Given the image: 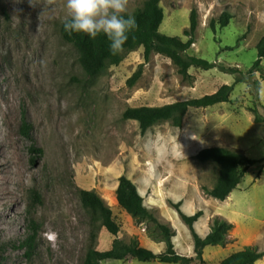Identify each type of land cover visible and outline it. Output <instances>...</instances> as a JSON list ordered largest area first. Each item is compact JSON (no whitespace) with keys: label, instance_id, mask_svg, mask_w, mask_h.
Wrapping results in <instances>:
<instances>
[{"label":"rangeland","instance_id":"374dc122","mask_svg":"<svg viewBox=\"0 0 264 264\" xmlns=\"http://www.w3.org/2000/svg\"><path fill=\"white\" fill-rule=\"evenodd\" d=\"M145 1L129 0L128 12ZM160 5L165 13L160 32L184 40L191 12L197 9L199 24L189 54L215 67H192L187 80L170 58L153 53L146 60L140 47L127 52L120 64L90 76L78 50L63 38L64 0H40L35 7L30 0H0V130L10 132V138L0 140V213H11L9 222L15 227L9 233L0 230V264H84L92 226L80 198L82 189L96 191L111 207L121 226L120 239L136 238L156 253L165 251V242L154 240L149 226L118 204L122 175L136 183L147 207L176 232L178 253L195 255L192 232L173 204L178 202L189 215L203 211L195 224L202 236L217 217L234 225L225 246L205 249L207 261L218 263L246 245L264 251V122H255L250 110L257 102L253 80L264 84L259 72L250 83L236 84L233 102L191 108L181 127L160 122L142 134L135 120L124 118L129 107L162 106L234 84L236 74L221 65L246 74L264 37V0H161ZM225 11L232 18L222 28L219 19ZM138 71L140 76L130 84ZM6 102L12 107L9 125L2 109ZM262 105L258 102L264 116ZM215 146L259 160L224 201L205 191L216 184L218 165L196 157L201 149ZM20 166L26 170L23 176L11 171ZM33 226L38 232L28 256L22 242ZM49 233L56 234L55 244ZM115 238L101 228L97 249H110ZM101 264L166 263L129 256ZM255 264H264V257Z\"/></svg>","mask_w":264,"mask_h":264},{"label":"trees","instance_id":"16d2710c","mask_svg":"<svg viewBox=\"0 0 264 264\" xmlns=\"http://www.w3.org/2000/svg\"><path fill=\"white\" fill-rule=\"evenodd\" d=\"M160 2L161 0H146L143 7L132 13L136 18L138 28L129 35L123 52L116 56L111 55L109 41L103 34L95 40L84 34L73 33L70 36L65 32L62 24L63 38L78 50L82 67L90 76H97L111 65L120 64L127 52L140 47H144L146 60H149L153 53L170 58L178 67L179 73L187 80L192 78L190 74L192 67L203 70L215 67L216 63L189 54L190 48L195 43L199 24L197 9H193L191 12L190 26L184 30V35L188 39L184 40L181 36H170L160 32V26L165 18L164 9ZM231 18V13L225 11L219 19L220 26L222 28L227 26ZM210 26L216 31L215 20L211 21ZM257 49L258 59L246 74L237 67L221 65L222 70L236 74L234 84H224L213 94L176 101L162 106L129 107L124 112V118L135 120L141 133L145 134L151 127L160 122L167 121L176 127H181L191 108H207L220 103L233 102L231 96L236 84L241 82L250 83V79L254 78L257 72H259L261 79H264V64L262 63V59H264V37L257 45ZM139 76L140 71L129 79V83L136 82ZM253 84L256 87L257 102H254L250 110L254 114L255 122L262 123L264 122V116L261 115L258 106V102H260L258 88L261 82L259 79H254ZM262 107L264 108V105ZM24 128L28 130L29 125L25 123ZM196 157L202 162H214L218 165L217 182L211 189L205 187V191L212 197L222 201L226 200L238 187L250 168L259 162V160L250 158L242 151L219 146L203 148L197 153ZM116 194L120 207L138 222L148 225L150 236L156 241L165 242L166 249L163 252L156 253L142 246L136 238L130 242L120 239L118 234L121 226L115 219L111 207L96 191L82 189L80 198L83 206L90 214L92 226L91 243L84 264H101L102 261L108 259L124 260L129 256L143 262L157 261L166 264H255L264 257V251H260L257 246L246 245L242 249L232 252L218 263L207 261L204 257L205 249L209 246H225L229 242L228 238L234 229V225L222 217H217L214 219L209 233L202 236L198 233L195 224L203 216V211L199 210L189 215L181 209L182 202H178L173 204L192 232L195 250L193 256L182 255L176 251L173 242L176 232L170 226L161 222L157 214L147 207L138 186L127 175H122L119 178ZM34 195H37L36 191H34ZM101 228H106L112 235L116 236L112 247L108 250H99L96 247L98 232ZM30 231L31 234L22 242V246L27 249L28 256L34 250L38 229L33 226Z\"/></svg>","mask_w":264,"mask_h":264},{"label":"clouds","instance_id":"9594fccd","mask_svg":"<svg viewBox=\"0 0 264 264\" xmlns=\"http://www.w3.org/2000/svg\"><path fill=\"white\" fill-rule=\"evenodd\" d=\"M52 0H46L51 3ZM35 7L40 0H30ZM129 0H64L66 14L63 20L65 32L87 35L92 40L103 34L109 41V51L116 56L123 52L124 45L138 24L134 15L128 12ZM258 97L264 103V84L258 88ZM55 244V233L47 234Z\"/></svg>","mask_w":264,"mask_h":264},{"label":"bare ground","instance_id":"6f19581e","mask_svg":"<svg viewBox=\"0 0 264 264\" xmlns=\"http://www.w3.org/2000/svg\"><path fill=\"white\" fill-rule=\"evenodd\" d=\"M7 75V74H6ZM0 76H1V73H0ZM0 78H2V77H0ZM5 79V78H4ZM4 81V80H3ZM1 82V81H0ZM3 85V84H2ZM8 86V85H7ZM7 86H5V87H7ZM3 87H4V85H3ZM10 87V86H9ZM1 88H2V86H1ZM9 89V88H8ZM4 91V90H3ZM5 93V92H4ZM5 97V96H4ZM11 97V100H12V97H13V89H12V95L10 96ZM9 100V99H8ZM1 105V104H0ZM2 109H3V112H4V115L6 114V117L4 118V123H7L8 125L9 124H11L12 122H13V119H12V117H10L9 115L11 114V112H12V107H11V104L10 103H7L6 102V105L4 106V107H2ZM2 114V113H1ZM3 115V114H2ZM3 119V118H2ZM1 119V120H2ZM2 124V123H1ZM5 127H3V129H4ZM11 128V127H10ZM12 131V130H11ZM7 134H10V132L7 130V129H5V130H0V140L1 141H3L4 140V137H7V138H10V137H8V135ZM0 141V142H1ZM8 141V140H7ZM11 142V141H10ZM14 142V141H13ZM9 144V143H8ZM10 146V145H9ZM13 150V149H12ZM7 154V153H6ZM12 157V156H11ZM13 158V157H12ZM17 158V157H16ZM21 162V161H20ZM3 164V163H2ZM13 164H15L14 162H13ZM14 166V165H13ZM18 166V165H17ZM16 166V167H17ZM25 167V166H24ZM13 169V168H12ZM11 169V171L12 172H16V173H19L20 174V176H23V175H25V168H23V167H19V168H17V170H16V168H14L13 170H15V171H13ZM18 177H19V175H18ZM16 179V178H15ZM9 181V180H8ZM9 190V189H8ZM7 193V192H6ZM11 195V194H10ZM3 199V198H2ZM1 210V209H0ZM11 219H13L12 218V215H11V213H0V230H6V233L8 232H12L14 229H15V227H13L12 225V223H10L9 222V220H11ZM12 224V225H11ZM4 232V231H3Z\"/></svg>","mask_w":264,"mask_h":264}]
</instances>
